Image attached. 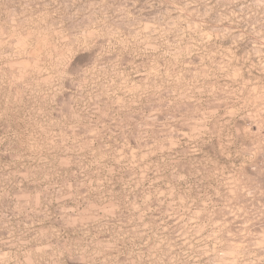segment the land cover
I'll list each match as a JSON object with an SVG mask.
<instances>
[{
    "label": "rangeland",
    "instance_id": "rangeland-1",
    "mask_svg": "<svg viewBox=\"0 0 264 264\" xmlns=\"http://www.w3.org/2000/svg\"><path fill=\"white\" fill-rule=\"evenodd\" d=\"M0 264H264V0H0Z\"/></svg>",
    "mask_w": 264,
    "mask_h": 264
}]
</instances>
